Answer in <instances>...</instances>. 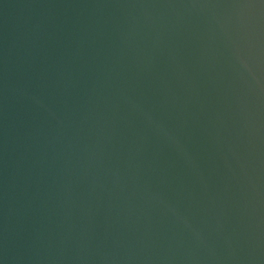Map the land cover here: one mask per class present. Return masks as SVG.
Here are the masks:
<instances>
[{
    "label": "water",
    "instance_id": "obj_1",
    "mask_svg": "<svg viewBox=\"0 0 264 264\" xmlns=\"http://www.w3.org/2000/svg\"><path fill=\"white\" fill-rule=\"evenodd\" d=\"M0 264H264V0H0Z\"/></svg>",
    "mask_w": 264,
    "mask_h": 264
}]
</instances>
